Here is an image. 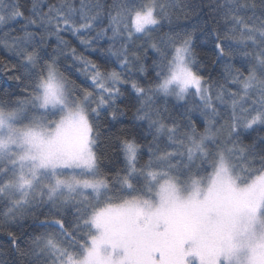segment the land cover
<instances>
[{"label":"snow or ice","instance_id":"snow-or-ice-1","mask_svg":"<svg viewBox=\"0 0 264 264\" xmlns=\"http://www.w3.org/2000/svg\"><path fill=\"white\" fill-rule=\"evenodd\" d=\"M0 73V264H264V0H0Z\"/></svg>","mask_w":264,"mask_h":264},{"label":"trees","instance_id":"trees-1","mask_svg":"<svg viewBox=\"0 0 264 264\" xmlns=\"http://www.w3.org/2000/svg\"><path fill=\"white\" fill-rule=\"evenodd\" d=\"M0 76H2V73H0ZM74 78V77H73ZM0 83H3V80L2 79H0Z\"/></svg>","mask_w":264,"mask_h":264}]
</instances>
